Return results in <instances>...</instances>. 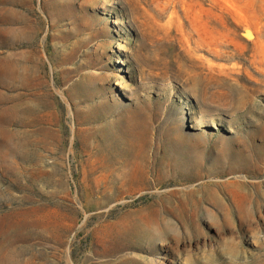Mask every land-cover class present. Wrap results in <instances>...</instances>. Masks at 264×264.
<instances>
[{
  "label": "rangeland",
  "instance_id": "374dc122",
  "mask_svg": "<svg viewBox=\"0 0 264 264\" xmlns=\"http://www.w3.org/2000/svg\"><path fill=\"white\" fill-rule=\"evenodd\" d=\"M0 264H264V0H0Z\"/></svg>",
  "mask_w": 264,
  "mask_h": 264
}]
</instances>
